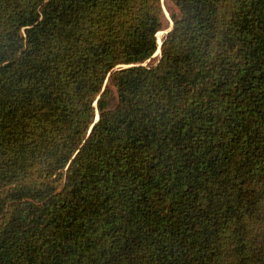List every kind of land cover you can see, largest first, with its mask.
Listing matches in <instances>:
<instances>
[{"label":"trees","instance_id":"obj_1","mask_svg":"<svg viewBox=\"0 0 264 264\" xmlns=\"http://www.w3.org/2000/svg\"><path fill=\"white\" fill-rule=\"evenodd\" d=\"M0 264H264V0H0Z\"/></svg>","mask_w":264,"mask_h":264},{"label":"rangeland","instance_id":"obj_2","mask_svg":"<svg viewBox=\"0 0 264 264\" xmlns=\"http://www.w3.org/2000/svg\"><path fill=\"white\" fill-rule=\"evenodd\" d=\"M164 13H165V12H164ZM165 17H166V19H167V24H166V26H165V29H164L163 31L160 32L161 34H160L159 37L157 38L158 41L162 40V38L165 36L163 33L166 32V30H169V28H170V20H169V18H168L167 13H165ZM158 57H159V55L156 56V57H154V58H152V59H150V60H149L148 62H146L144 65H147V64H154V63L157 61Z\"/></svg>","mask_w":264,"mask_h":264},{"label":"water","instance_id":"obj_3","mask_svg":"<svg viewBox=\"0 0 264 264\" xmlns=\"http://www.w3.org/2000/svg\"><path fill=\"white\" fill-rule=\"evenodd\" d=\"M164 12L166 13L165 9H164ZM171 28H172V22L170 21V28H169V30H166V32H164L163 34L166 35V34L171 30ZM157 41H158V40H157ZM161 44H162V40L158 41V49H157L156 53L151 57V59L154 58V57H156V56H158V55L160 54V47H161ZM148 61H149V60H148ZM148 61H147V62H148ZM145 63H146V62H145ZM145 63H144V64H145ZM144 64H143V65H144ZM97 119H98V115H96V117H95V119H94V122H96Z\"/></svg>","mask_w":264,"mask_h":264}]
</instances>
